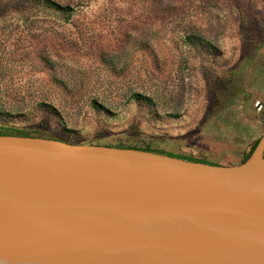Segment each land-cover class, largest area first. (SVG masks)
Here are the masks:
<instances>
[{
    "label": "rangeland",
    "instance_id": "374dc122",
    "mask_svg": "<svg viewBox=\"0 0 264 264\" xmlns=\"http://www.w3.org/2000/svg\"><path fill=\"white\" fill-rule=\"evenodd\" d=\"M263 114L264 0H0V132L234 165Z\"/></svg>",
    "mask_w": 264,
    "mask_h": 264
},
{
    "label": "water",
    "instance_id": "95a60500",
    "mask_svg": "<svg viewBox=\"0 0 264 264\" xmlns=\"http://www.w3.org/2000/svg\"><path fill=\"white\" fill-rule=\"evenodd\" d=\"M0 257L264 264V132L234 165L0 134Z\"/></svg>",
    "mask_w": 264,
    "mask_h": 264
},
{
    "label": "bare ground",
    "instance_id": "6f19581e",
    "mask_svg": "<svg viewBox=\"0 0 264 264\" xmlns=\"http://www.w3.org/2000/svg\"><path fill=\"white\" fill-rule=\"evenodd\" d=\"M0 264H76L68 262H53V261H29L24 259H8L0 257ZM84 264H96V263H84ZM110 264V263H108Z\"/></svg>",
    "mask_w": 264,
    "mask_h": 264
},
{
    "label": "trees",
    "instance_id": "16d2710c",
    "mask_svg": "<svg viewBox=\"0 0 264 264\" xmlns=\"http://www.w3.org/2000/svg\"><path fill=\"white\" fill-rule=\"evenodd\" d=\"M263 121H264V114H263ZM0 134H17V135H28L27 133H21V132H17V133H10V132H0ZM121 147V146H119ZM136 149H141V150H146V151H152V152H158V153H163V154H168L170 156H175V157H179V158H183V159H186V160H190V161H197V162H207V161H203V160H199V159H195V158H192V157H187V156H182V155H178V154H174V153H170V152H160V151H155V150H152V149H149V148H136ZM247 158L244 157L242 162ZM210 163V162H209Z\"/></svg>",
    "mask_w": 264,
    "mask_h": 264
}]
</instances>
